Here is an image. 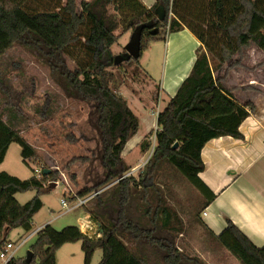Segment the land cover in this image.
<instances>
[{
  "label": "trees",
  "instance_id": "16d2710c",
  "mask_svg": "<svg viewBox=\"0 0 264 264\" xmlns=\"http://www.w3.org/2000/svg\"><path fill=\"white\" fill-rule=\"evenodd\" d=\"M185 28L199 42L191 69L157 113V128L141 142V150L147 151L151 143L144 140L154 134L155 144L143 172L138 179L124 176L130 167L122 153L139 129V117L118 92L110 70L119 66L112 46L131 32V39L137 38V55H128L125 62L137 64L151 42L164 41L169 33ZM15 42L44 55L65 93L96 103L104 182H114L109 198L114 212L106 217L86 211L99 224L101 232L95 237L77 225L56 229L46 224L29 247L33 253L29 261L13 256L5 264H56L57 250L78 241L83 264H91L97 248L102 252L97 264H147L126 243V236L159 249L165 264H186L170 234L182 231L181 218L166 202L164 191L169 187L163 191L156 187L153 176L165 164L180 171L202 197L194 206L196 213L215 198L197 176L204 169L201 149L212 138H243L239 127L256 106L250 101L240 104L213 70L251 43L264 52V0H156L150 7L141 0H80L79 4L76 0H0V55ZM64 56L75 64L73 70ZM153 98L156 101L158 95ZM13 142L19 144L23 161H37L33 147L0 117V163ZM43 170L40 176L34 171L27 179L0 171V250L12 229L31 230L33 217L43 205L39 194L49 190L46 183L56 181V171L43 174ZM29 190L36 194L19 203L15 194ZM91 191L86 188L75 196ZM135 198L138 213L136 208L131 211ZM226 222L212 239L240 264H264V245L255 246L231 220Z\"/></svg>",
  "mask_w": 264,
  "mask_h": 264
},
{
  "label": "rangeland",
  "instance_id": "374dc122",
  "mask_svg": "<svg viewBox=\"0 0 264 264\" xmlns=\"http://www.w3.org/2000/svg\"><path fill=\"white\" fill-rule=\"evenodd\" d=\"M76 2L79 4L80 0ZM130 39L131 32H127L112 46L113 53L121 55L123 59L117 62L119 66L110 70L115 74L118 92L127 99L134 112L144 118L136 134V138L140 139L130 140L122 153L130 167L125 174L138 179L155 144L152 134L144 140L151 143L150 148L146 152L141 150V141L145 136L143 134L148 131L149 124L145 116L154 118L157 112V101L153 97L156 94L159 96L158 83L162 81L161 73L164 69L167 70L164 77L167 76L168 80L174 62L176 64L182 61L180 67L185 65L193 49V41L190 37L179 40V54L175 52L178 54L175 59L168 58L163 41L151 42V47L143 53L138 63L134 64L125 62L128 57L125 47ZM63 58L67 67L73 70V61L66 56ZM263 62L264 53L251 43L228 58L222 64V69L215 68L213 74L215 77L230 79V86L238 85L239 82H246V73H239L240 79H237L239 75H230V69L242 68L241 71L251 72L248 76L253 75V80L261 79L263 74L257 70L262 67ZM242 63L246 67H243ZM0 117L33 147L38 158L35 163L23 161L19 144L13 142L0 163V171L20 179L32 176L35 168L57 172L56 181H49V184L55 182V186L50 187L46 183L45 186L49 190L39 194L43 205L33 217L32 229L24 232L21 228H14L9 233L8 241L17 244L30 231L64 209L60 204L61 198L74 196L86 188L92 189L89 194L99 191L98 199L91 198L82 206L53 219L51 225L56 229L66 225L80 226L88 210L106 217L112 216L114 211L109 198L114 182H104L105 170L101 161L102 142L97 124L96 103L65 93L57 75L51 73L44 55L36 48H28L21 42L13 43L0 55ZM152 126L153 130L157 128L154 122ZM153 184L162 191L165 186L169 187L168 192L164 191L166 202L177 211L183 226L180 233L170 234L175 247L187 259L186 264H240L226 249L211 239L199 222L200 213H196L194 206L202 201V197L199 190L180 171L165 164L154 174ZM35 194V190H29L16 193L15 198L23 204ZM98 200H103L101 205H98ZM136 201L139 202L138 198L133 199L131 211L136 208L138 213L141 209L134 206ZM90 222L91 230H86L84 226L80 228L92 237L98 236L99 224L92 220ZM35 238L36 234L16 250V255H24ZM125 241L134 252L144 257L147 264H165L163 253L156 247L144 241L130 240L127 236ZM69 245L72 247H60L61 249L57 250L56 264H83L84 255L80 242ZM101 254V250L97 248L91 264H97Z\"/></svg>",
  "mask_w": 264,
  "mask_h": 264
},
{
  "label": "crops",
  "instance_id": "0c3cea01",
  "mask_svg": "<svg viewBox=\"0 0 264 264\" xmlns=\"http://www.w3.org/2000/svg\"><path fill=\"white\" fill-rule=\"evenodd\" d=\"M141 1L147 7H150L156 0ZM185 37L191 38L193 49L185 65L180 67L182 63V61L178 62L180 59L177 61L178 63L175 64L174 62L170 69L171 76L168 78L169 81L166 80L167 76L164 77L167 70L164 69L162 71V81L158 83L160 91L156 100L157 112L154 118L145 116L149 120V124L148 131L143 135L153 130L152 125L153 122L156 124L157 113L163 110L169 99L175 94L182 80L188 75L195 59V49L199 45L195 36L186 28L169 33L163 41L164 50L167 52L168 58L172 57V59H175L179 54L178 42ZM151 44L146 50L151 47ZM176 51L178 54L175 53ZM221 66L219 69H222ZM242 66L246 67L243 63ZM240 69L232 68L229 73L230 75H239L237 79H240L239 73L245 72L246 79L244 81L246 82H239L240 84L238 83V85L230 86L228 83L230 79H224V77H221V82L231 90L240 104L250 101L256 106V110L250 113L239 127L243 138L231 136L212 138L201 149L204 169L197 176L215 194V198L200 212V220L211 239L224 230L227 225L226 220L229 219L255 246L262 247L264 245V62L262 67L257 70L263 74L261 79L256 78L253 80V75L248 76L251 72L244 69V71H241ZM137 115L139 117V126L140 124L142 126L144 118L139 114ZM136 134L130 140H139L140 137L136 138ZM69 197H67V200L70 199ZM63 210L51 219L44 221L38 227L51 224L53 219L66 214L67 212H63ZM203 212L206 214L203 215ZM88 217L89 214L86 213L83 222L78 226L79 228L84 226L86 230L92 229L91 219ZM82 232L86 233L84 230ZM100 232L101 230L97 232L98 236ZM69 244L71 243L64 244L61 248H71L72 246ZM16 252L14 256H26V253L24 255H16Z\"/></svg>",
  "mask_w": 264,
  "mask_h": 264
},
{
  "label": "built area",
  "instance_id": "2783aa9c",
  "mask_svg": "<svg viewBox=\"0 0 264 264\" xmlns=\"http://www.w3.org/2000/svg\"><path fill=\"white\" fill-rule=\"evenodd\" d=\"M35 173L37 176H39V173L41 175L42 173V169H34ZM124 176H127L126 174ZM99 193V191H95L92 194H89L87 196L84 197H77V196H73L71 195L69 198L71 200H67V198L63 197L60 199V204L62 205V207H64L63 212H68L72 209H75L77 207L82 206L83 204H85L88 200H90L91 198H93L95 195H97ZM206 213L203 212V215H205ZM42 227H38L35 230L30 231L25 237H23L17 244H13L10 241H7L2 249L0 250V264H5L9 258L13 257L16 250L30 237H32L33 235L37 234V232L41 229Z\"/></svg>",
  "mask_w": 264,
  "mask_h": 264
},
{
  "label": "water",
  "instance_id": "95a60500",
  "mask_svg": "<svg viewBox=\"0 0 264 264\" xmlns=\"http://www.w3.org/2000/svg\"><path fill=\"white\" fill-rule=\"evenodd\" d=\"M125 49L127 50L129 56L135 57L137 55V38L136 37L132 38L129 41V43L126 45ZM122 59L123 57L121 55H116L114 58L116 63ZM177 145H178L177 143H174L172 147L175 148ZM49 172H50L49 169L43 170V174H47ZM55 184H56L55 182H51L49 186L54 187ZM32 255H33L32 251L28 250L25 256L26 261H29L32 258Z\"/></svg>",
  "mask_w": 264,
  "mask_h": 264
}]
</instances>
